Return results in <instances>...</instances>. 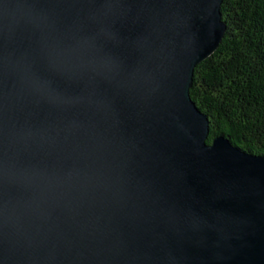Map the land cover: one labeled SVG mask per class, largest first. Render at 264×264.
<instances>
[{
  "label": "water",
  "instance_id": "obj_1",
  "mask_svg": "<svg viewBox=\"0 0 264 264\" xmlns=\"http://www.w3.org/2000/svg\"><path fill=\"white\" fill-rule=\"evenodd\" d=\"M224 0H0V264H264V155L192 99Z\"/></svg>",
  "mask_w": 264,
  "mask_h": 264
},
{
  "label": "trees",
  "instance_id": "obj_2",
  "mask_svg": "<svg viewBox=\"0 0 264 264\" xmlns=\"http://www.w3.org/2000/svg\"><path fill=\"white\" fill-rule=\"evenodd\" d=\"M221 11L225 34L195 67L190 94L209 118V143L225 135L264 155V0H224Z\"/></svg>",
  "mask_w": 264,
  "mask_h": 264
}]
</instances>
